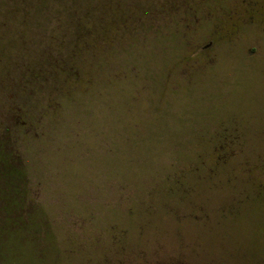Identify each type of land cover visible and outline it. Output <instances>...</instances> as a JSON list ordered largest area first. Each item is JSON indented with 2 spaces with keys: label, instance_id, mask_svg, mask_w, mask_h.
<instances>
[{
  "label": "rangeland",
  "instance_id": "rangeland-1",
  "mask_svg": "<svg viewBox=\"0 0 264 264\" xmlns=\"http://www.w3.org/2000/svg\"><path fill=\"white\" fill-rule=\"evenodd\" d=\"M0 264H264V0H0Z\"/></svg>",
  "mask_w": 264,
  "mask_h": 264
},
{
  "label": "trees",
  "instance_id": "trees-1",
  "mask_svg": "<svg viewBox=\"0 0 264 264\" xmlns=\"http://www.w3.org/2000/svg\"><path fill=\"white\" fill-rule=\"evenodd\" d=\"M3 156H4L3 150H0V165H3V167L6 168L4 175L5 176L6 174L8 176L16 175L17 170L13 168L12 166H10V164L7 161H5Z\"/></svg>",
  "mask_w": 264,
  "mask_h": 264
}]
</instances>
